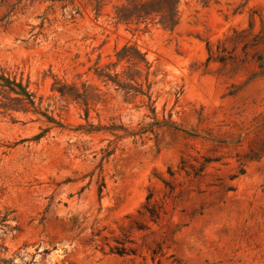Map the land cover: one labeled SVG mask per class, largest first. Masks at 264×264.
<instances>
[{
    "label": "rangeland",
    "instance_id": "1",
    "mask_svg": "<svg viewBox=\"0 0 264 264\" xmlns=\"http://www.w3.org/2000/svg\"><path fill=\"white\" fill-rule=\"evenodd\" d=\"M127 1L0 0V70L39 107L0 109V257L264 264V0H178L171 27L117 22ZM125 44L150 64L154 119L145 94L97 75L129 70L146 91L143 66L116 62ZM60 84L85 86L87 104ZM111 119L175 128H90Z\"/></svg>",
    "mask_w": 264,
    "mask_h": 264
},
{
    "label": "trees",
    "instance_id": "2",
    "mask_svg": "<svg viewBox=\"0 0 264 264\" xmlns=\"http://www.w3.org/2000/svg\"><path fill=\"white\" fill-rule=\"evenodd\" d=\"M178 0H128L126 3L121 4L116 8L115 18L117 22L131 23L144 21L146 19H156V22L163 26L171 27L176 24L178 19L177 10ZM116 62L123 60L131 66H143L145 70L144 83L146 84V91L142 92L141 81H137L132 72L127 70L125 78H120L117 71H110L109 65L101 68L97 75L102 78L105 84H113L116 88L123 89L126 93L131 90L145 94L147 96V108L149 109L153 119L155 117V107L151 100L149 92L150 83L147 82V68L149 62L145 58L144 53L140 52L136 46L132 44H125L115 52ZM115 64V63H113ZM61 96L70 97L72 99H82L83 104H87L86 89L79 91L74 85L60 84L55 88ZM0 109L13 111H38V104L35 102V96L29 90L27 83H23L15 75H10L4 70H0ZM87 106L85 107V116H87ZM44 115V114H43ZM48 121H54L51 116L45 114ZM162 125L169 128H175L170 119H163L161 121L153 120L149 123L138 122L135 127L131 128L122 123H117L113 119L110 120L108 125L90 126L92 130H105L110 132L116 137L133 136L141 137L144 134L152 133L155 126ZM112 152V149L106 147L101 148V158L107 157ZM102 186V185H101ZM101 189V187H100ZM5 218H0V224L3 225ZM0 239H2L0 237ZM6 247L0 240V250H5ZM9 259L1 258L0 263L8 264Z\"/></svg>",
    "mask_w": 264,
    "mask_h": 264
}]
</instances>
